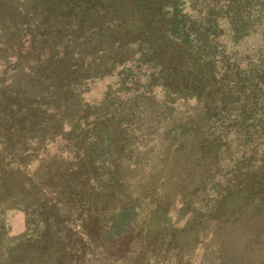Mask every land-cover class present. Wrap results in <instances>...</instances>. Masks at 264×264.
Masks as SVG:
<instances>
[{
  "label": "trees",
  "instance_id": "trees-1",
  "mask_svg": "<svg viewBox=\"0 0 264 264\" xmlns=\"http://www.w3.org/2000/svg\"><path fill=\"white\" fill-rule=\"evenodd\" d=\"M178 1L0 0V36L32 27L1 61L0 208L35 234L0 264H264V52L207 50Z\"/></svg>",
  "mask_w": 264,
  "mask_h": 264
},
{
  "label": "rangeland",
  "instance_id": "rangeland-1",
  "mask_svg": "<svg viewBox=\"0 0 264 264\" xmlns=\"http://www.w3.org/2000/svg\"><path fill=\"white\" fill-rule=\"evenodd\" d=\"M178 2L182 4L184 13H188V16L193 20L201 21L204 25L209 26L210 35L205 40L207 50H225L226 52L234 50L239 57L241 56L239 55L241 54L240 51L243 50L249 52L253 50L252 53L264 52V0H179ZM31 31V25L23 23L20 25L18 36H12L8 31L4 36H0V80L9 79L10 76L7 74L10 68L4 66L1 61L5 58L10 61L8 64H12L15 51L18 50L17 47H19L22 40L24 41L30 35ZM2 50H8V53L3 55ZM4 72L7 74L4 75L6 78L1 76ZM84 86L83 90L87 91V94L80 91L82 104L99 97L103 89V85L98 84V82L91 83L88 81ZM49 149L52 152L58 151L56 146L49 147ZM230 149L231 151L239 149L236 142L231 145ZM257 156L260 157L261 155ZM6 161H8V158ZM28 162L30 168L37 164V161L33 160ZM19 166L22 170V165ZM24 172L28 175L31 174L29 169ZM26 222V216L22 209L1 207V247H14L21 240L34 236L35 234L27 231ZM188 246H191V243ZM196 255L192 259V264H200L199 250ZM258 260L264 262V250L259 253Z\"/></svg>",
  "mask_w": 264,
  "mask_h": 264
}]
</instances>
